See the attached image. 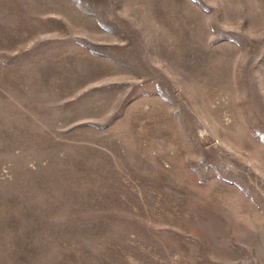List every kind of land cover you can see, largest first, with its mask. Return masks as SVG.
I'll use <instances>...</instances> for the list:
<instances>
[{
    "label": "rangeland",
    "instance_id": "obj_1",
    "mask_svg": "<svg viewBox=\"0 0 264 264\" xmlns=\"http://www.w3.org/2000/svg\"><path fill=\"white\" fill-rule=\"evenodd\" d=\"M0 264H264V0H0Z\"/></svg>",
    "mask_w": 264,
    "mask_h": 264
}]
</instances>
